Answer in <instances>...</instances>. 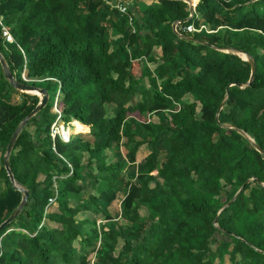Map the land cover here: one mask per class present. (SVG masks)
Returning a JSON list of instances; mask_svg holds the SVG:
<instances>
[{"label": "trees", "instance_id": "1", "mask_svg": "<svg viewBox=\"0 0 264 264\" xmlns=\"http://www.w3.org/2000/svg\"><path fill=\"white\" fill-rule=\"evenodd\" d=\"M126 4L128 15L102 0H0L15 39L0 32L9 71L21 82L56 80L62 120L92 137H56L53 151L52 104L27 121L9 166L29 196L0 228V264H92L87 252L93 264H264V153L237 130L264 150V0H199L195 11L213 30L194 33L182 29L199 26L195 13L183 20L186 0ZM227 48L255 59L250 83L249 61ZM38 100L0 67V222L22 196L6 175V143ZM81 123L75 131H86ZM119 147L124 158L109 157ZM52 175L56 210L46 211ZM121 188L116 223L104 204Z\"/></svg>", "mask_w": 264, "mask_h": 264}, {"label": "water", "instance_id": "2", "mask_svg": "<svg viewBox=\"0 0 264 264\" xmlns=\"http://www.w3.org/2000/svg\"><path fill=\"white\" fill-rule=\"evenodd\" d=\"M124 2H131L132 0H122ZM189 0H186V2H188ZM189 15L188 17L183 20H188L189 18H191L192 14H193V8L190 7L189 8ZM176 24H177V20L176 21H173L172 22V27H173V30L176 31ZM182 36H184L185 38L187 39H190V40H196L192 35H186V34H183V33H180ZM224 51L228 52V51H231L237 55H239V53L242 55L241 58L243 59H247L250 63V66H251V71H250V76L248 78L247 81H245L244 84H248L251 82V80L253 79L254 77V74H255V71H256V62H255V59L247 54L245 51H241V50H237V49H232V48H227L225 49ZM0 67H1V70L3 71V74H4V77L6 80L9 81V83L12 85L13 88L21 91V92H30V93H35L38 95V98L39 100L35 103V105L33 106V108L25 115V117H23L21 119V121L17 124V126L15 127L14 131L12 132L10 138H8V141H7V146H6V149H5V153L3 155V165H4V168L7 172V177H8V180L11 181L12 185L21 191L22 193V196H21V200L20 202L18 203V205L16 206V208L14 209V211H12L11 213H9V215L6 217V219L4 221H1L0 222V228L2 227H5L6 225H8L9 223H11L13 220L16 219V215L25 207L26 205V202H27V198L29 196V191L25 188H23L22 186L20 185H17L15 183V181L13 180V177H12V171L10 169V166H9V156H10V153L12 152L13 150V147H14V141H15V138H17L18 134L20 133V131L23 129V127L25 126V124L27 123V121L30 119L31 116H33L34 114H36L38 111H40L43 106L46 104V102H48V93L46 91L45 88H41L35 84H32V83H29V82H21L19 81L18 79H16L12 72L9 71L8 67H7V62L4 58V56L2 55V52L0 51ZM235 84V83H234ZM238 86H242L241 83H236ZM230 85H233V84H229L227 87H226V94H225V97L224 99L220 102L218 108H217V112H216V117H217V114L219 112V110L221 108H223L224 104H225V100L227 98V92H228V89H229V86ZM37 91V92H36ZM240 133H242L243 135H246L250 140L251 142L254 144V146L258 149V151L264 153V150H262L258 144H256L253 139L251 137H249L246 133H244L243 131H241L240 129H237ZM249 180V178L247 179V181ZM260 183V182H259ZM263 185V183H261ZM243 186H241L238 191L235 193V195L232 197V199H230L224 207L226 206H229L233 200L235 199L236 195L242 190ZM214 221L216 222V217L214 218Z\"/></svg>", "mask_w": 264, "mask_h": 264}, {"label": "rangeland", "instance_id": "3", "mask_svg": "<svg viewBox=\"0 0 264 264\" xmlns=\"http://www.w3.org/2000/svg\"><path fill=\"white\" fill-rule=\"evenodd\" d=\"M140 1H142V2H146V0H140ZM150 2H149V4L150 3H156L157 2V0H149ZM192 1V4L194 5L195 3L197 4L198 2H196L195 0H191ZM195 15H196V18L197 19H199V27H202L201 28V31H209L208 30V25H207V23H205L204 22V20H202V18H201V15L198 13V12H196L195 13ZM129 22V21H128ZM128 29H132V26L130 25V22H129V24H128V27L125 29V31H128ZM192 33H194V32H196V31H191ZM124 38L125 37H118L117 39H118V42L120 41V43H123L124 42ZM23 72V74H26V71H25V66H24V68H23V70H22ZM143 81H144V83L146 84L147 83V78L146 77H144L143 78ZM29 83H32V84H35V85H37V86H39V87H41V88H45L46 89V91H47V93H48V102H46V103H48V104H52V107L55 105V102L57 101V95H58V93H59V84L56 82V80H53V79H50V80H41V81H39V80H31V81H29ZM14 98L15 99H18V96H14ZM187 100H189V101H191V98L190 97H187L186 98ZM106 106V109L108 110V112H111V110H110V105H105ZM52 112L53 113H56V109H55V107H53L52 108ZM160 117L161 118H165L166 116H165V114H163V113H161L160 114ZM155 119H156V117H155ZM64 121V120H63ZM65 122V121H64ZM68 127H70V128H73L74 127V124L72 125L71 123H70V125H68ZM87 131H88V129H86V133H87ZM84 131H78L77 133H83ZM85 132H84V134H85ZM88 137L89 138H92L91 136H90V134L88 135ZM105 152H106V149H105ZM107 152H108V150H107ZM68 166H69V168H72L73 166H72V163L71 162H68ZM129 175L130 176H134V173H133V171H129ZM62 177V176H61ZM84 180H85V183L87 184V185H89V183H88V180L86 179V178H83ZM57 184V183H56ZM86 191H90L89 190V188H87L86 189ZM57 198V197H56ZM56 198H55V200L54 201H52L51 203H49V204H47L46 205V208H45V210L46 211H52V209H54L55 208V205H56ZM120 198H121V195H120V192H118V198L117 199H115L113 202H112V208H113V219L116 217V215L114 214V212L116 213V212H118V204H119V200H120ZM53 206V207H52ZM88 216H89V214H88ZM102 221H106L105 219H103L102 217H101V215H99V216H97L96 217V222H97V224L99 225L100 224V222H102ZM115 221V220H114ZM16 229H22V228H20V226L18 225L17 227H16ZM22 230H24V229H22ZM75 246H78V244H77V242H75ZM85 252H87V249L86 250H84ZM88 253V259H89V261H90V263H92L93 264V262H94V256H93V253L92 252H87Z\"/></svg>", "mask_w": 264, "mask_h": 264}, {"label": "built area", "instance_id": "4", "mask_svg": "<svg viewBox=\"0 0 264 264\" xmlns=\"http://www.w3.org/2000/svg\"><path fill=\"white\" fill-rule=\"evenodd\" d=\"M104 3L108 4L109 6H111L112 8H117L118 11L121 13V14H126L128 15V7H127V4L126 2L122 1V0H102ZM131 16H129L128 18V21L131 23ZM180 21L177 20V24L179 23ZM0 25H1V28H0V32H1V35H3L4 39L6 42H9V43H13L15 42V39L13 37V35H11L9 33V31L6 29L7 27L2 23V19H1V15H0ZM201 28L202 27H195L193 24H189L187 25L186 27H182V29H184L185 31H188V32H191V31H196V32H200L201 31ZM176 29H177V26H176ZM22 78L23 80H29L31 79L30 77H28L26 74H23L22 73ZM55 107V105L53 106ZM56 109V118L55 120L52 122V124L50 125V130H49V135H50V139H51V143H52V149L53 151H55V144L53 143V139L58 137L59 140L62 142H65L67 141L71 136H72V133L70 131V127H68V125H70V123L73 125L74 124V127H75V119H70L66 122H64L61 118V114L59 112V110L55 107ZM57 155L60 157V158H64L63 155L61 154H58ZM69 161H67L68 163ZM72 169V168H70ZM58 178L57 175H52L51 179L53 180V189H54V195L52 197H50L48 199V204L51 203L52 201L55 200V198L57 197V184H56V179Z\"/></svg>", "mask_w": 264, "mask_h": 264}, {"label": "crops", "instance_id": "5", "mask_svg": "<svg viewBox=\"0 0 264 264\" xmlns=\"http://www.w3.org/2000/svg\"><path fill=\"white\" fill-rule=\"evenodd\" d=\"M196 2H198L199 0H195ZM146 2L147 3H149L150 1L149 0H146ZM188 5H189V8L190 7H192L193 8V14L194 13H196V11H195V6H196V3L193 5L192 4V1L191 0H189L188 2ZM190 12V11H189ZM192 14V15H193ZM177 26V25H176ZM208 30L209 31H212L213 29L212 28H210L209 26H208ZM155 51H157V52H160V49H159V47H157V48H155ZM239 56L241 57L242 55L239 53ZM148 65H149V68H152L154 65L151 63V62H149L148 63ZM155 117L156 116H154L153 117V119L154 120H156L157 119V117H156V119H155ZM79 122V121H78ZM79 123H81V122H79ZM82 124V123H81ZM82 125H84V124H82ZM84 126H86V125H84ZM87 127V126H86ZM87 129H88V127H87ZM70 131H71V133H72V135H75V136H79V137H81V138H83V139H86V140H91L92 138H89L88 137V135L90 134L89 133V129H88V131H87V133L85 132V134H84V132L83 133H77V131H75V128L73 127V128H70ZM91 136V135H90ZM108 152H109V157H112V158H114V159H117L118 157L119 158H124V150H123V148L122 147H119V148H115L114 150H108ZM147 153V148H146V146L145 145H141L140 146V148L138 149V152H137V159H140L142 156H144L145 154ZM128 170V169H127ZM132 170H134V167L132 168V167H130V169H129V171H132ZM119 192H120V195H121V198H120V200L124 197V195H125V190L124 189H120L119 190ZM120 200H119V204H118V212H114V214L116 215V217L113 219V221L114 222H116V223H118L119 221H121V218H120V216L118 215V213L120 212ZM112 203H106V204H104V206L106 207V209L108 210V211H110V213H111V215L113 214L112 212H113V208H112V205H111ZM53 207V206H52ZM56 210V205H55V208L54 209H52V211H55ZM120 246H121V241H119V243H118V245H117V248L116 249H118V248H120Z\"/></svg>", "mask_w": 264, "mask_h": 264}, {"label": "bare ground", "instance_id": "6", "mask_svg": "<svg viewBox=\"0 0 264 264\" xmlns=\"http://www.w3.org/2000/svg\"><path fill=\"white\" fill-rule=\"evenodd\" d=\"M37 92V91H36ZM76 122H78L77 120L75 121V124H76ZM80 124V123H79ZM79 124H77V125H75L76 127H79L80 125Z\"/></svg>", "mask_w": 264, "mask_h": 264}]
</instances>
